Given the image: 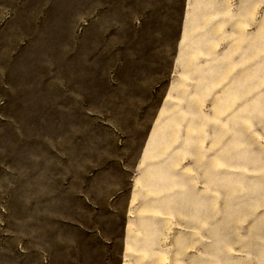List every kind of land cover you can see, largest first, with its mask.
I'll list each match as a JSON object with an SVG mask.
<instances>
[{"label": "rangeland", "instance_id": "374dc122", "mask_svg": "<svg viewBox=\"0 0 264 264\" xmlns=\"http://www.w3.org/2000/svg\"><path fill=\"white\" fill-rule=\"evenodd\" d=\"M0 264H264V0H0Z\"/></svg>", "mask_w": 264, "mask_h": 264}]
</instances>
